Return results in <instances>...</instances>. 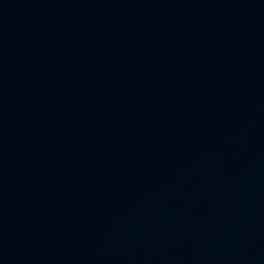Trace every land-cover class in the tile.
Here are the masks:
<instances>
[{"label":"water","instance_id":"obj_1","mask_svg":"<svg viewBox=\"0 0 264 264\" xmlns=\"http://www.w3.org/2000/svg\"><path fill=\"white\" fill-rule=\"evenodd\" d=\"M0 264H264V0H0Z\"/></svg>","mask_w":264,"mask_h":264}]
</instances>
